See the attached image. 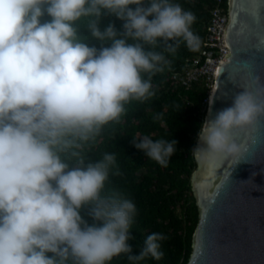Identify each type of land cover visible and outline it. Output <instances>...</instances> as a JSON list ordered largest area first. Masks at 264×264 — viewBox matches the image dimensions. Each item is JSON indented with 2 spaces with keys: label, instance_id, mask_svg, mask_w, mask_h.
<instances>
[{
  "label": "clouds",
  "instance_id": "obj_1",
  "mask_svg": "<svg viewBox=\"0 0 264 264\" xmlns=\"http://www.w3.org/2000/svg\"><path fill=\"white\" fill-rule=\"evenodd\" d=\"M220 6L227 24V0ZM103 16L122 21L120 30L111 22L102 29ZM195 21L172 0H0V264L163 258L162 233L149 234L132 254L136 206L105 187L110 173L120 175L116 155L93 162L88 152L106 125L120 122L126 105L155 95L153 77L171 66L166 53L174 55L181 44L199 51ZM206 27L204 48L171 80L206 48ZM214 77L187 89L172 82L184 91L202 86L206 111ZM260 115L264 100L246 89L237 93L231 106L202 122L193 155L239 157L234 131ZM132 143L161 167L176 151L175 140L145 135Z\"/></svg>",
  "mask_w": 264,
  "mask_h": 264
},
{
  "label": "trees",
  "instance_id": "obj_2",
  "mask_svg": "<svg viewBox=\"0 0 264 264\" xmlns=\"http://www.w3.org/2000/svg\"><path fill=\"white\" fill-rule=\"evenodd\" d=\"M172 2L196 16L191 30L201 39L200 51L205 45L208 12L215 5V0ZM110 22L120 30L122 21L114 16H103L100 27L103 29ZM80 31L81 34H87L82 29ZM91 43L100 46L96 41ZM199 51H189L181 44L174 55L166 53L171 66L153 77L155 95L143 103L133 101L126 105L127 112L120 122L106 125L88 152L93 162L102 158L104 153L116 155L120 175L113 176L110 173L105 187L106 190L119 189L136 206L137 215L130 229L135 239L128 241L133 249L132 254L139 253L144 239L151 233H162L167 237L160 242L163 258L154 260L149 257L140 264H185L191 251L197 222V209L190 190V176L196 168L192 150L205 114V106H202L205 92L199 84L184 91L172 82L171 73L181 70L185 61ZM145 135L154 141H176V151L167 167H161L134 147L132 141L139 142ZM84 218L89 224L92 223L86 215ZM108 264L129 262L121 254Z\"/></svg>",
  "mask_w": 264,
  "mask_h": 264
},
{
  "label": "water",
  "instance_id": "obj_3",
  "mask_svg": "<svg viewBox=\"0 0 264 264\" xmlns=\"http://www.w3.org/2000/svg\"><path fill=\"white\" fill-rule=\"evenodd\" d=\"M227 18L229 53L215 71L203 122L244 89L264 100V0H227ZM234 138L239 157L193 155L197 222L185 264H264V115Z\"/></svg>",
  "mask_w": 264,
  "mask_h": 264
},
{
  "label": "built area",
  "instance_id": "obj_4",
  "mask_svg": "<svg viewBox=\"0 0 264 264\" xmlns=\"http://www.w3.org/2000/svg\"><path fill=\"white\" fill-rule=\"evenodd\" d=\"M221 1L216 0V5L209 12L205 36L206 48L191 60L181 74L172 75V80L185 89L198 79H204L206 85L210 84L217 65L228 53L227 49L222 46L226 15L220 6Z\"/></svg>",
  "mask_w": 264,
  "mask_h": 264
}]
</instances>
